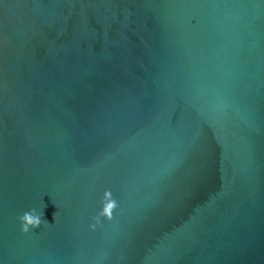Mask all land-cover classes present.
<instances>
[{"label": "water", "instance_id": "1", "mask_svg": "<svg viewBox=\"0 0 264 264\" xmlns=\"http://www.w3.org/2000/svg\"><path fill=\"white\" fill-rule=\"evenodd\" d=\"M0 264H264V0H0Z\"/></svg>", "mask_w": 264, "mask_h": 264}, {"label": "clouds", "instance_id": "2", "mask_svg": "<svg viewBox=\"0 0 264 264\" xmlns=\"http://www.w3.org/2000/svg\"><path fill=\"white\" fill-rule=\"evenodd\" d=\"M118 205L113 199L110 191L106 192L103 200V210L96 217H94L95 223L92 225V230H96V226L100 224L101 219L105 218L108 221L113 219V213L117 209ZM23 233L27 234L30 229H38L41 227L43 219L41 215H38L35 210L30 213H25L20 217Z\"/></svg>", "mask_w": 264, "mask_h": 264}]
</instances>
